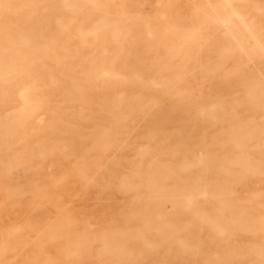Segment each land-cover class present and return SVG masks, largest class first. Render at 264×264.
I'll return each instance as SVG.
<instances>
[{"label":"rangeland","instance_id":"1","mask_svg":"<svg viewBox=\"0 0 264 264\" xmlns=\"http://www.w3.org/2000/svg\"><path fill=\"white\" fill-rule=\"evenodd\" d=\"M263 44L264 0H0V264H264Z\"/></svg>","mask_w":264,"mask_h":264},{"label":"bare ground","instance_id":"2","mask_svg":"<svg viewBox=\"0 0 264 264\" xmlns=\"http://www.w3.org/2000/svg\"><path fill=\"white\" fill-rule=\"evenodd\" d=\"M229 4V3H228ZM118 31V30H117ZM116 31V32H117ZM120 34V33H119ZM252 35H254V34H252ZM249 37H250V35H248ZM255 36V35H254ZM257 37H258V35H257ZM255 38H256V36L254 37V41H256L257 42V40H255ZM130 39V38H129ZM251 39V38H250ZM258 39V38H257ZM131 40H133L132 38H131ZM259 41V40H258ZM259 43V45H260V42H258ZM264 45V44H263ZM262 47V45H260V48ZM241 48V47H240ZM262 49H263V47H262ZM264 51V50H263ZM40 150V149H39ZM41 151V150H40ZM126 161V160H125ZM198 162H200V161H198ZM141 197V196H140ZM137 199V198H136ZM140 200V199H139ZM136 202H139L138 201V199H137V201ZM140 203V202H139ZM142 206V205H141ZM140 206V207H141ZM145 207V206H144ZM138 208V207H137ZM140 209V208H139ZM142 209V208H141ZM138 210V209H137ZM145 210V209H144ZM117 224V223H116Z\"/></svg>","mask_w":264,"mask_h":264}]
</instances>
